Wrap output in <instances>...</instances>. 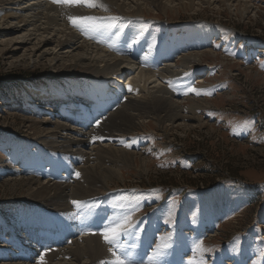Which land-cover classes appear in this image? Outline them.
I'll return each instance as SVG.
<instances>
[{"label":"rangeland","instance_id":"obj_1","mask_svg":"<svg viewBox=\"0 0 264 264\" xmlns=\"http://www.w3.org/2000/svg\"><path fill=\"white\" fill-rule=\"evenodd\" d=\"M4 1L0 264H115L117 259L123 264H264V0H120L113 5L92 0L95 7L69 5L84 6L85 16L95 18L86 22L83 33L68 20L79 17L77 12L63 14L59 4L48 0L60 23L68 20L73 46L77 39L97 40L98 47L105 45L111 55H129L148 73L170 62L175 68L187 66V72L173 77L159 71L161 80L168 79L164 87L175 95L165 88L157 91L158 111L137 86L109 94L91 109L89 89L95 93V84L103 89L112 67L100 70L43 58L33 62L29 50L8 42ZM216 31L219 35L213 36ZM210 35L208 44L192 42ZM163 50L173 60L156 68L154 60L162 58ZM55 93L67 99L54 104ZM121 95L132 97L131 107ZM75 172L79 176L73 177ZM43 180L51 194L35 198ZM90 208L96 216L89 215ZM73 209L84 224L97 222L90 230L85 227L82 237H71L75 227L71 219L64 220ZM59 226L69 229L67 239L54 238ZM110 229L120 233L111 244L101 235L107 232L111 239Z\"/></svg>","mask_w":264,"mask_h":264},{"label":"bare ground","instance_id":"obj_2","mask_svg":"<svg viewBox=\"0 0 264 264\" xmlns=\"http://www.w3.org/2000/svg\"><path fill=\"white\" fill-rule=\"evenodd\" d=\"M1 1V0H0ZM99 1V0H97ZM100 1H104V0H100ZM106 2L110 3V5L114 4H119L120 0H105ZM155 1V0H154ZM160 1V0H159ZM158 1V2H159ZM207 1V0H206ZM117 2V3H116ZM129 2V1H128ZM208 2H213L212 0H208ZM3 3V2H2ZM161 3V2H160ZM167 3V2H165ZM180 3V2H179ZM4 4H7L6 7H4V31H9V33L11 34L9 41L12 46L15 48H19L22 51H28L29 53V57H31L34 61H40L42 60V58L44 59V61H75V62H79L81 64H85V65H89V66H94L97 65L98 68L100 70H104L107 69L108 67H112V69L110 71V75L108 80L106 81V78L103 79V81H105V86L103 87V89L100 87V84H95L97 85V90L95 93H92L93 90L90 88L89 91L91 92L90 95L87 94V96H90L89 98L91 99L90 101V106L91 109H97L99 104L101 105L102 98L103 97H107V95L112 94L116 95L119 93L120 90L123 89H127V87H136L138 89V93L139 90L142 92H146V94L151 98L150 102V106L152 108L153 111H158L157 108L155 109V107H157V105L159 104L160 98L157 97L155 94L157 93V91H161L164 90V85H166L167 80H161L160 79V75L159 71L163 70L168 72V74L170 76H175V75H181L184 74L185 72L188 71L187 66H182V67H178L175 68V66L170 62V63H166L163 64V66L165 67H160L156 70H154L153 73H148L146 70H143L141 68H138V66H136L134 64L133 61L130 60V57L128 54L124 55H128V56H122L119 55L117 56L116 53L111 55V52L109 50V48H107L105 45H102L100 47L97 46L96 42H89L86 40H80L77 39V42L75 43V46L72 45V43L70 42L69 37L73 38L74 36L71 34V30H68V27H65L66 25V20H65V25L61 24L60 21L57 19L59 16H57L55 13H53L52 8L50 7L48 0H6V2L4 1ZM51 4V3H50ZM54 4V3H53ZM134 4V3H133ZM159 4V3H158ZM3 5V4H2ZM13 5V6H12ZM58 5V4H57ZM60 8L63 11V14L65 11L68 12V10L71 13L76 14V12L80 15V16H85L87 15V11H84V6L81 7H72V6H67L64 5L63 6H67V10L65 7H62L61 4ZM77 5V4H76ZM81 5V4H80ZM132 5V4H131ZM75 6V5H74ZM78 6V5H77ZM122 6V5H121ZM136 6V5H135ZM167 6V5H166ZM1 7V5H0ZM55 8V6H53ZM120 7V6H119ZM53 8V9H54ZM57 8V7H56ZM123 8V7H122ZM3 9V8H2ZM115 9V8H114ZM128 9V8H127ZM136 9V8H135ZM138 9V6H137ZM60 10V9H59ZM93 11V10H92ZM100 11V10H99ZM106 11V10H105ZM56 12V11H55ZM82 12V13H80ZM59 14V13H58ZM66 14V13H65ZM120 14V13H119ZM136 14V11H135ZM106 15V13H105ZM75 16V15H74ZM79 16V17H80ZM62 17V16H61ZM78 17V16H77ZM91 17V16H90ZM97 17V16H96ZM60 18V17H59ZM2 19V18H1ZM62 19V18H60ZM107 19V18H106ZM95 22V21H94ZM98 22V21H97ZM100 22V21H99ZM113 22V21H112ZM100 24V23H99ZM105 24V23H104ZM71 25V24H70ZM101 25V24H100ZM2 26V25H1ZM95 27V26H94ZM101 27V26H100ZM103 27V26H102ZM123 27V26H122ZM109 30V29H107ZM20 31H24L23 33H18ZM77 31V30H76ZM95 31V29H94ZM97 31V30H96ZM95 31V32H96ZM203 31V30H202ZM90 32V31H89ZM100 32V30L98 31ZM103 32V31H102ZM122 32V31H121ZM146 32V31H145ZM195 32V31H194ZM94 33V32H93ZM105 33V32H103ZM108 33V32H107ZM141 33V32H140ZM89 34V33H87ZM102 34V33H101ZM93 37L94 35L91 34ZM105 36H108V34H104ZM103 35V36H104ZM130 35V34H129ZM179 35V34H178ZM184 35V34H183ZM207 35H209V32L207 31ZM73 36V37H72ZM76 36V35H75ZM83 36V35H81ZM91 36V38H92ZM102 36V37H103ZM118 37L120 35H117ZM152 35L150 34V37ZM204 36V35H202ZM125 37V35H124ZM138 37V36H137ZM79 38V37H78ZM84 38V37H83ZM88 38V37H87ZM90 38V39H91ZM117 38V37H115ZM120 38V37H119ZM130 38V37H129ZM85 39V38H84ZM124 39V38H123ZM142 39V38H141ZM183 39V38H182ZM93 40V38H92ZM109 39H107L108 41ZM112 40V39H111ZM110 40V42H111ZM114 40V39H113ZM112 40V41H113ZM144 40V39H143ZM154 40V39H153ZM175 40V39H174ZM188 40V39H187ZM199 40V39H198ZM206 40V39H205ZM204 40V41H205ZM72 41V40H71ZM121 41V40H120ZM140 41V39H139ZM148 40H146L147 42ZM152 41V40H151ZM183 41V40H182ZM115 42H119V41H115ZM114 42V43H115ZM142 41H140L141 43ZM158 42V41H157ZM203 42V41H202ZM120 43V42H119ZM118 43V44H119ZM122 43V42H121ZM139 42H137L138 44ZM144 43V42H143ZM133 44V43H132ZM145 44V43H144ZM164 44V43H163ZM123 45V44H122ZM150 45V44H149ZM152 45V44H151ZM116 46V45H114ZM142 46V43H141ZM144 47V46H143ZM156 47V45H155ZM159 46H157L158 48ZM114 48V47H113ZM118 48V45H117ZM121 48V47H120ZM133 50V48H132ZM159 51V50H158ZM189 53V52H188ZM194 55V54H193ZM63 56L65 58H63ZM164 59H171L168 53H165V55H162ZM159 58V57H158ZM173 58V57H172ZM184 59V58H183ZM183 61V60H182ZM185 61V60H184ZM187 61V60H186ZM142 61H140L141 63ZM143 63V62H142ZM148 64V63H147ZM86 68V67H85ZM175 68V69H174ZM95 70V69H94ZM109 70V69H108ZM104 73V72H103ZM105 74V73H104ZM102 74V75H104ZM108 74V73H107ZM101 75V74H100ZM162 75V74H161ZM165 75V74H163ZM162 78V76H161ZM164 78V76H163ZM166 78V76H165ZM90 80V79H89ZM124 80H126L124 82ZM95 82V81H94ZM98 82V81H97ZM85 83V82H83ZM93 83V81H92ZM89 84V83H88ZM108 85V86H107ZM88 87V86H87ZM95 90V89H94ZM103 91V92H102ZM137 91V90H136ZM135 91V92H136ZM100 94H99V93ZM102 92V93H101ZM65 93V92H64ZM64 93H55V102L54 104L58 103V99L59 98H63V94ZM60 94V95H59ZM145 94V95H146ZM152 94V97L151 95ZM158 94V93H157ZM59 95V96H58ZM86 95V93H85ZM136 95V94H135ZM163 95V94H162ZM161 95V97H162ZM168 95V94H167ZM91 96H94L93 98ZM142 96V95H141ZM156 96V98H154ZM65 97V96H64ZM115 97V96H114ZM138 97V96H137ZM110 98V97H109ZM117 98V97H116ZM39 100H45V97L43 98H38ZM163 101H165L164 96L161 98ZM111 100V99H110ZM125 102H129V104H127V106L129 105L130 107L132 106V97H128L124 98ZM143 100V99H142ZM148 100V99H147ZM114 101V99H112V102ZM145 101V100H144ZM109 102V101H107ZM111 102V103H112ZM162 102V101H161ZM42 103V102H41ZM60 103V102H59ZM99 103L97 106L95 104ZM110 103V105H111ZM147 103V102H146ZM172 103V102H171ZM85 103H82L81 106H83ZM124 104V103H123ZM122 104V105H123ZM162 104V103H161ZM171 105V104H170ZM173 105V103H172ZM69 106V105H68ZM74 106V105H73ZM102 106H100L101 108ZM103 107H105V104L103 105ZM109 107V105H108ZM160 107V106H158ZM164 107V106H163ZM168 107V106H167ZM174 107V105L172 106ZM72 108V107H71ZM117 108V107H116ZM170 108V107H169ZM75 109V108H73ZM111 109V108H110ZM118 109V108H117ZM166 109V108H165ZM80 110V109H79ZM78 110V111H79ZM86 110V109H85ZM114 110V109H113ZM122 110V109H121ZM103 111V110H102ZM137 111V110H136ZM151 111V110H150ZM165 111L168 112V110L166 109ZM174 112V111H173ZM81 113V112H80ZM98 113V112H97ZM156 113V112H155ZM91 116H92V112H90ZM104 114V113H103ZM146 114V113H145ZM167 114V113H166ZM165 117H168L166 116ZM75 115V114H74ZM142 115V114H141ZM140 115V116H141ZM120 116V115H119ZM125 116V115H124ZM127 116V115H126ZM171 116V115H170ZM169 116V117H170ZM80 117V116H79ZM97 117V116H96ZM95 117V118H96ZM121 117V116H120ZM118 117V118H120ZM164 117V118H165ZM57 118L60 120L61 116L59 115V117L57 116ZM81 118V117H80ZM93 118V117H92ZM125 118V117H124ZM195 118V117H194ZM84 119V118H83ZM88 119V118H87ZM86 119V120H87ZM111 119V118H110ZM126 119V118H125ZM124 119V120H125ZM135 119V118H134ZM143 119V118H142ZM162 119V118H161ZM174 119V118H173ZM64 120V119H63ZM66 120V119H65ZM114 120V119H113ZM93 121V120H91ZM109 121V120H107ZM116 121V119H115ZM160 121V119H159ZM196 121V120H194ZM51 122V121H49ZM85 122V121H84ZM83 122V123H84ZM132 124H134V120L130 121ZM111 123V121H110ZM116 123V122H115ZM126 123V122H124ZM199 123V122H198ZM201 123V122H200ZM138 123L135 121V125H137ZM171 124V123H170ZM123 125V124H122ZM139 125V124H138ZM54 126V125H53ZM104 126V125H103ZM57 127V126H56ZM69 129L73 128V125H70V123L68 124ZM105 127V126H104ZM121 127V126H120ZM127 127V126H126ZM61 128V126H60ZM101 128V127H100ZM128 128V127H127ZM57 129V128H56ZM62 129V128H61ZM70 129V130H71ZM83 129V127H82ZM89 129V128H88ZM103 129V128H102ZM65 131V129H63ZM75 130V129H74ZM78 130V129H77ZM61 131V130H60ZM83 131V130H82ZM89 131V130H88ZM98 131V130H97ZM96 131V132H97ZM122 131V130H121ZM84 132V131H83ZM99 132V131H98ZM118 132V130H117ZM59 133V132H58ZM104 134V132H103ZM64 135V133L62 134ZM71 135V134H70ZM76 135V134H73ZM90 135V134H89ZM92 135V134H91ZM90 135V136H91ZM68 136V135H67ZM98 137V135H96ZM101 136V135H100ZM111 136V135H110ZM61 137V136H60ZM69 138V137H67ZM74 138V137H73ZM77 138V137H76ZM81 138V137H80ZM79 138V139H80ZM86 138V137H85ZM62 139V138H61ZM78 139V140H79ZM83 139V138H81ZM87 139V138H86ZM64 142H69V139L67 140L66 138L64 139ZM63 141V140H62ZM61 141V142H62ZM83 141V140H82ZM87 141V140H86ZM60 142V143H61ZM73 141L70 140V143H72ZM77 142V141H76ZM111 142V141H110ZM98 143V142H97ZM104 143V142H103ZM106 143V141H105ZM73 145V144H72ZM110 145V144H109ZM63 146V145H62ZM80 146V144H79ZM77 147V146H76ZM98 147V146H97ZM100 147V146H99ZM102 147V146H101ZM109 148V147H107ZM63 149V148H62ZM78 149V148H77ZM100 148H98L99 150ZM104 148H102L103 150ZM69 150V149H68ZM71 150V149H70ZM73 150V149H72ZM101 150V151H102ZM114 148H113V152H114ZM119 151V150H118ZM79 152V151H78ZM106 152V151H105ZM115 153V152H114ZM64 154V153H63ZM68 155V154H67ZM85 155V154H84ZM70 157V156H69ZM74 157V156H73ZM83 157V156H82ZM104 157V156H103ZM107 157V156H106ZM93 158V157H92ZM96 158V157H95ZM126 158V157H125ZM85 159V158H84ZM91 159V158H89ZM87 159V160H89ZM114 159V158H113ZM75 160V159H74ZM86 160V159H85ZM92 160V159H91ZM96 160V159H95ZM105 160V159H104ZM111 161V160H110ZM83 162V161H82ZM89 162V161H87ZM105 162V161H104ZM75 163V162H74ZM77 163V162H76ZM96 163V162H95ZM93 164V163H92ZM101 164V163H100ZM94 165V164H93ZM82 166V165H81ZM79 166V168L81 167ZM73 167V166H72ZM76 166H74L75 168ZM89 167V166H88ZM69 168H71V166H69ZM65 169V168H64ZM68 169V168H67ZM79 170V169H78ZM67 171V170H65ZM74 171V170H73ZM69 172V171H68ZM93 172V171H92ZM113 172V170H112ZM67 173V172H66ZM64 173V174H66ZM91 173V172H90ZM94 174V172H93ZM108 174V173H107ZM116 174V173H115ZM57 176V175H56ZM66 176V175H65ZM55 177V176H54ZM99 179V178H98ZM50 180V179H49ZM50 182V181H49ZM27 183L30 185V180H27ZM32 183V181H31ZM81 183V182H80ZM44 184L42 188L37 189L36 190V194L34 197L38 198V194H43V193H50V185H47L46 180H43L42 183H40L39 185ZM39 187V186H37ZM60 187V186H59ZM82 187V185H81ZM58 188V187H57ZM68 188V187H67ZM78 189V188H77ZM52 190V189H51ZM88 191V190H87ZM63 192V191H62ZM68 193V192H66ZM51 194V193H50ZM60 194V193H59ZM44 195V194H43ZM85 195V194H84ZM48 196V195H47ZM52 196V195H51ZM54 196V195H53ZM86 196V195H85ZM40 197V196H39ZM50 197V195H49ZM57 196H55L54 198H56ZM83 197V196H82ZM42 198V197H41ZM46 198V196H45ZM50 199V198H49ZM66 225V224H65ZM67 228H70L68 225H66ZM63 227V226H62ZM60 228V226L58 227ZM61 229V228H60ZM59 229V230H60ZM71 230V229H70ZM67 233H69L70 235V231L69 229H61L58 233L55 234L54 238H65L64 235H67ZM63 234V235H62ZM72 237V236H71ZM62 239V240H63ZM67 239V238H65ZM76 239V238H75ZM74 241V240H73ZM71 245V244H70ZM76 246V245H75ZM150 256V255H149ZM151 257V256H150ZM147 258V257H146ZM141 260V259H140ZM152 260V259H151ZM80 261V260H78ZM150 261V260H149ZM63 263V262H62ZM133 263V262H132ZM137 264V263H136ZM143 264V263H141Z\"/></svg>","mask_w":264,"mask_h":264},{"label":"snow or ice","instance_id":"obj_3","mask_svg":"<svg viewBox=\"0 0 264 264\" xmlns=\"http://www.w3.org/2000/svg\"><path fill=\"white\" fill-rule=\"evenodd\" d=\"M51 2L54 4H64V5H75V4H81L82 3L87 7H95L96 6L92 2V0H51ZM94 19H95L94 17H90V16H80V17L69 16L68 17L70 24L73 27L80 30L82 33L86 30L85 29L86 22L92 21ZM190 91L195 92L197 95L202 94L201 90H198L195 88H191ZM185 94H187V93H185ZM126 146H128V145H126ZM77 176H79V173H77ZM72 203L77 204L78 202L73 201ZM110 231L112 232V238L111 239H109L107 232L101 233V235L104 236L105 241L109 244H111L118 237V235H120V233L116 229H110ZM115 264H123V262L120 261L119 259H117Z\"/></svg>","mask_w":264,"mask_h":264},{"label":"trees","instance_id":"obj_4","mask_svg":"<svg viewBox=\"0 0 264 264\" xmlns=\"http://www.w3.org/2000/svg\"><path fill=\"white\" fill-rule=\"evenodd\" d=\"M3 97H0V100L2 99Z\"/></svg>","mask_w":264,"mask_h":264}]
</instances>
